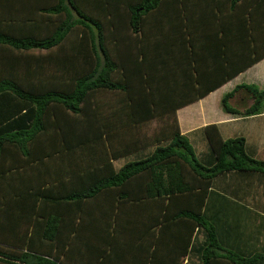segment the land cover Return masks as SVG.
Instances as JSON below:
<instances>
[{"label":"trees","instance_id":"16d2710c","mask_svg":"<svg viewBox=\"0 0 264 264\" xmlns=\"http://www.w3.org/2000/svg\"><path fill=\"white\" fill-rule=\"evenodd\" d=\"M164 1L0 0V164L5 167L0 175L6 178L27 166L53 162L46 191L33 187L30 192L24 191L27 196L21 191L4 195L0 203V264H182L198 228L205 239L197 252L202 264H264V251L244 256L221 246L214 225L203 212L214 178L231 172L264 175V161L246 154L243 138L223 140L210 126L206 135L214 164L203 166L181 135L175 116V110L191 98L180 101L178 91L171 89H165L162 97V92L153 87L159 84L154 76L158 69L167 79L173 75L167 69L170 43L163 48L168 57L158 64L155 52L148 54L146 44L155 43L160 26L155 25L154 17ZM171 2L177 0L166 3ZM178 3L180 20L166 27L169 33L172 30L178 34L174 28H179L186 35V8L184 2ZM257 5L264 6V0H258ZM254 6L250 4L248 11L252 37ZM9 18L14 19L7 22ZM45 19L51 29L39 26ZM139 33L152 35L153 41L142 39ZM112 46L120 51L119 56H114ZM58 48L63 54L56 57L32 55L34 51ZM260 58L254 57L252 62ZM247 88L255 99V107L245 112L250 114L264 98V91ZM101 93L120 94L116 108L132 116L124 124L159 119L160 128L148 137V146H155L148 157L114 170L110 160L118 154L107 151L103 136L107 138L108 134L98 128L94 117ZM231 96L227 94L222 105L226 112L234 113L226 105ZM160 97L167 105L162 101L157 104ZM105 124L117 132L122 123ZM210 129L215 131L213 136ZM94 139H101L103 152L99 153L98 144H92ZM162 142L167 144L161 146ZM138 148L131 145L123 154ZM57 163L60 168L55 170ZM75 183L79 185L76 190L60 194V187ZM54 190L58 193L51 197ZM110 193L115 198L110 211L112 222L122 211L119 204H128L132 214L149 205L161 215L153 219L154 224L164 228L174 225L179 231L172 240L175 244L160 245L162 237H157L150 241L154 246L148 244L153 249L145 250L138 242L136 226L126 235L111 233V242L100 247L89 244L92 235L79 233L78 226L91 215L92 203L102 194L110 197ZM12 194H18L15 201L8 200ZM26 197L29 201L21 208ZM109 199L104 201L108 207ZM12 206L21 210L15 212ZM63 212L80 219L73 230L74 239L91 248L71 250L73 238L60 240L62 219L68 220L62 217ZM5 225L15 228L5 232ZM123 238L137 243L120 247L118 240ZM69 252L75 254L70 257Z\"/></svg>","mask_w":264,"mask_h":264},{"label":"crops","instance_id":"0c3cea01","mask_svg":"<svg viewBox=\"0 0 264 264\" xmlns=\"http://www.w3.org/2000/svg\"><path fill=\"white\" fill-rule=\"evenodd\" d=\"M174 2L161 4L160 10L154 17L155 25L160 26L159 32L155 34V43L146 42L148 44L147 52L148 54L155 52L157 64L167 55L163 49L166 47V43L171 45L169 53L171 56H169L167 69L171 70L173 75L167 79L165 72L158 69L154 76L159 84L155 85L157 83H154L153 87L159 90L158 93L162 92V97L165 89H171L178 91L177 98L179 97L180 101L191 98V102H187L175 110V116L181 135L188 140L197 160L203 166L210 167L214 164V156L206 135V129L210 126L218 131L223 140L243 138L246 154L251 158L264 161V98L257 105L254 113H245L255 107V99L247 87L257 89L258 92L264 91V6L257 5L258 0H239L235 4L233 0H185L183 4L186 8L188 26L186 35H184L179 28H174V30L180 33L174 34L172 30L169 33V28L166 27L169 22L174 23L181 16L178 12L181 3ZM250 4L255 5L254 17L251 18L255 30L254 37L249 34L248 30ZM148 36L152 35L149 34ZM152 39L146 37V41H153ZM253 41L255 45H253ZM254 57L261 58L252 62ZM227 94H232V96L228 98L226 105L235 110L234 113L226 112L223 109L222 100ZM159 101L167 105L161 97L158 98L157 104L160 103ZM103 118L107 119L105 122L107 121L109 124L123 123L119 126L120 128H116L117 132L113 130L107 132V139L103 134L105 145L108 147L107 151L118 154L110 160L114 170L120 169L128 162L148 157L155 149L154 145L148 146L147 141L150 137L149 134L154 136L157 130H153V134L148 133V126L150 122L156 123L158 120L153 119L144 122V124L125 126L124 123L130 121L131 115L123 113L120 115V119H117L119 117L108 114ZM210 132L213 136L215 131L210 129ZM166 144L167 142H162L160 145ZM131 145H139V148L124 155L123 152L126 147ZM98 151L99 153L103 152L102 145L98 144ZM52 163L50 160L38 165L27 166L14 175L13 173L6 175V178L0 175V203L4 201V195L9 192L19 194L21 191L27 196L28 192L24 191L30 192L29 189L33 187L46 191L48 186L45 182L53 172ZM56 166L55 170H58L60 168L59 163ZM4 168L0 164V173ZM78 186L75 183L67 187H60V194L62 195L64 191L76 190ZM222 188L228 189L233 194L229 201L230 206H233L237 201L243 203H238L239 208L231 211L234 217L239 220V225L233 227L235 232L232 231V226L227 225L225 221L230 214L226 216L223 213L219 214L217 209L212 210V212L208 209L211 197L215 195L217 198L220 196L219 194L222 195V192L219 191ZM57 193L56 190L52 191L51 197ZM18 194H12V198H8V200L15 201ZM109 195L110 197L102 194L99 199L92 203L90 208H93V211L87 217V226L82 223L79 227V233L92 235L88 243L93 247H100L103 243L111 242L110 235L115 231L118 234L126 235L133 226L139 229L140 240L138 242L145 250L153 249H149L148 244L157 237H162L159 241L160 245L175 244V241L172 240L175 239L174 237L179 231H175L174 225H168V228H164L160 227L159 224H154L153 219L161 215L156 209H150L149 205L141 206L136 213L132 214L128 204H119L122 211H118L117 224L115 225V222L110 219L112 217L110 211H112L115 198L112 193ZM29 198L34 202L32 197ZM107 199H109L108 203L111 204L110 207L106 205V202L104 203ZM28 201L29 199L26 197L20 205L21 208ZM17 202L19 203V201ZM261 202H264V175L254 172L244 176L241 173L231 172L214 178L203 212L210 223L214 225L217 222V226L220 227L219 233L222 235L221 238L224 243L223 245L219 237L221 246L229 249L241 243L244 244L241 248L253 247V250L250 248L247 256L256 253V251H264V234L262 241H258V245L254 248V243L247 239H254L257 235L254 237L248 235L247 239L244 240L243 233H237L240 228L245 230L247 228L250 233H253L249 229L248 220L256 218L255 215L258 213L254 210L260 208ZM20 206L18 208L12 206V208H16L15 212H18L21 210ZM42 206L44 208L45 205ZM48 207L49 209L52 208L50 204ZM50 211L52 212V210ZM252 212H255L254 216ZM63 216H67L68 220L70 219L71 228L72 226L74 228L73 213L63 212ZM136 217L139 220L133 219ZM234 233L236 234L235 237L239 238L235 242V237L231 235ZM71 238L73 241L69 249L91 248L90 245H84L81 240L74 239V236ZM204 240L202 229H196L184 264H200L197 252ZM136 243L134 240L128 241L125 238L118 240L120 247H126V245L134 247ZM150 244L154 246L153 242ZM178 244L179 246L183 245L181 242ZM69 253L68 256L72 257L74 252ZM162 263L164 262L160 264Z\"/></svg>","mask_w":264,"mask_h":264},{"label":"rangeland","instance_id":"374dc122","mask_svg":"<svg viewBox=\"0 0 264 264\" xmlns=\"http://www.w3.org/2000/svg\"><path fill=\"white\" fill-rule=\"evenodd\" d=\"M169 0H165L164 3L168 2ZM178 2H184L185 0H177ZM36 11V10H35ZM34 11V12H35ZM33 12V13H34ZM157 13V12H156ZM44 17V16H43ZM183 17V16H182ZM46 18V17H44ZM184 18V17H183ZM11 19H14V18H9L7 20V22L11 21ZM180 20V19H179ZM153 24V22H152ZM39 26L42 28H46V29H51V24L47 22V20L45 19L44 22H42L41 24H39ZM145 35V36H144ZM149 34H142V33H139V36H142V39L144 37H151V36H148ZM135 38L134 35H129V38ZM69 42V41H68ZM74 42V41H73ZM113 50V54L114 56H119L120 54V51L115 47V46H112L111 48ZM49 54V56H57V53L59 55H62L63 53L59 52V48L58 49H53L52 51H49V52H41V51H34L32 52V55L33 56H39V55H43V56H47L46 55ZM7 53H4L3 56L6 57ZM6 55V56H5ZM65 55V54H64ZM0 56H1V53H0ZM97 98H99L98 101H96V104L98 106V108H96V115L94 116L96 118V123H98V128H102L103 131H104V134L106 132H110V129L109 127H107V125L105 124V120L107 119H104L103 117L105 115H108V114H113L119 118L117 119H120V115L122 114L121 111L116 108L117 105H115V100H117L119 98L120 100V94H115V95H112V94H98ZM101 119H104V120H101ZM158 121L155 122H150L149 126H148V133H152L153 134V130H158L161 126V122H159V119H156ZM123 124V123H122ZM112 125V124H110ZM127 126V124L125 125ZM106 128V130H104ZM115 129V128H113ZM106 131V132H105ZM108 134V133H107ZM149 136H151V134H149ZM107 139V138H106ZM101 139H99L98 141H93L92 144H99L100 146L102 145V142H100ZM103 142L105 143V138L103 137ZM257 156H263V155H257ZM258 160V159H257ZM243 174L244 176H246L248 174V172H243L241 173ZM245 181V180H244ZM249 182V179L247 180ZM220 192H222V195L219 194L220 196H217V198L215 197V195H213L211 197V200L209 201L210 203L208 204V209L211 210H215L217 209L218 213H223L224 215H229L225 221H226V224L229 225V226H232V231L235 232V229H233L234 226H237L239 225V220L234 217L233 213L231 211H234L235 209H238L240 206L238 203H241L239 201H237V203H235L233 206H230L229 205V201L231 199V197L233 196V194L227 189H224L222 188L221 190H219ZM217 195V194H216ZM233 201H235L234 199H232ZM243 204V203H241ZM236 207V208H234ZM231 209V210H230ZM255 212H257L258 214L255 215V219H249L248 220V223H249V229L250 231H252L253 233H250L247 228L246 230L244 228H240L237 230V233H243V239H247L248 235H250L251 237H254L255 235H257L254 239H247L249 241H251L252 243H254V248L258 245V241H262L263 239V234H264V229H262V227H264V202H261L260 203V208L258 209H255L254 210ZM255 212L253 213V216L255 214ZM230 218V219H229ZM70 220V219H69ZM69 220H65L64 218L62 219V222H61V236H60V240L61 241H65L66 238L71 241V237L75 235V232L73 231L75 226H77L78 223H80V219H78L77 217H74L72 219V223H74V228L72 226L71 228V223ZM86 222L85 221V226L86 225ZM117 224V221L115 222V225ZM215 227H216V233L218 235V239L219 237L221 238L222 235H220L219 231H220V227L217 226V222L214 223ZM65 226V227H64ZM80 226H78L79 228ZM15 227H13L14 229ZM21 228V227H20ZM12 228L11 229H8L6 228V225H5V229H3L5 232H8L10 230H13ZM68 231L69 233L67 234ZM77 234V233H76ZM79 234V233H78ZM85 235V234H84ZM233 237L236 236V234H231ZM238 237H235V240L234 242L237 240ZM239 239V238H238ZM220 240V239H219ZM221 241H222V238H221ZM66 242V241H65ZM222 244L224 245L223 241H222ZM244 244H241L240 245H236V247H232V248H227L228 250H232L233 252H236L237 254H240V255H244V256H247V253H249L250 251V248H252L251 250H253V247H245V248H241ZM261 251V250H260ZM260 251H256V252H260ZM199 262L200 264L201 263V260H200V257H199ZM184 264V262L182 263ZM198 264V263H197Z\"/></svg>","mask_w":264,"mask_h":264}]
</instances>
